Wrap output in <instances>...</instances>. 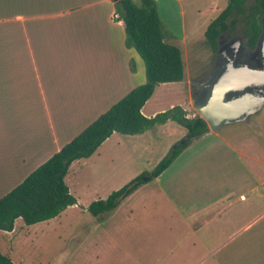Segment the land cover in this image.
I'll return each instance as SVG.
<instances>
[{"label": "rangeland", "instance_id": "374dc122", "mask_svg": "<svg viewBox=\"0 0 264 264\" xmlns=\"http://www.w3.org/2000/svg\"><path fill=\"white\" fill-rule=\"evenodd\" d=\"M252 2L249 0L248 4ZM7 11L0 0V18ZM85 17L83 12L74 15L81 23ZM161 17L168 27V22L173 29L179 27L180 19L173 6L162 7ZM39 22L46 23L49 19ZM203 27L186 43L174 42L181 49L184 78L180 82L158 84L142 109L145 116L152 117L153 113L175 106H181L187 118L198 116L199 83L211 74L216 60V51L206 42ZM242 27L239 23L231 32L240 43L244 40ZM125 40L124 29L117 30L115 35L108 32L106 54L91 62L83 52H35L50 108L55 111L60 106L62 110L71 96L82 97L85 84L105 77L108 63L114 58L121 68L116 84L107 79L114 98L81 118L79 129L107 112L115 98L143 85L144 62L135 48L126 47ZM92 64L94 72L89 70ZM59 138L60 143L65 139ZM183 140H187L186 129L173 121L156 125L141 135L113 133L90 158L70 166L65 181L77 204L54 219L30 226L18 218L14 235L0 231L1 250L4 251V245H11L10 257L15 264H195L192 255L187 259L181 256V244L195 242V226L189 223L195 219L193 211L202 207L212 194L227 191L231 182L237 180L241 181L236 182L235 190L247 184H260L257 190L264 193V168L258 163L264 162V104L244 121L190 139L161 175L150 181L144 176L145 183L113 211L98 217L87 211L95 200L106 199L143 172H153Z\"/></svg>", "mask_w": 264, "mask_h": 264}, {"label": "crops", "instance_id": "0c3cea01", "mask_svg": "<svg viewBox=\"0 0 264 264\" xmlns=\"http://www.w3.org/2000/svg\"><path fill=\"white\" fill-rule=\"evenodd\" d=\"M154 1L161 20L162 7L171 5L177 9L178 28L173 29L169 22L168 27L162 20L166 40L175 45L194 38L202 25L205 32L229 0ZM114 3V0H2L8 14L0 18V199L100 115L82 130L81 118L114 98L109 90L112 87L107 85L111 81L116 84L118 69L121 72L115 58L108 63L105 77L85 84L82 97L71 96L62 110L59 106L54 111L44 96L35 60V52H83L90 62L105 55L108 32L115 35L117 30L124 29L123 21L116 18ZM81 12L86 15L83 23L74 19ZM42 19L49 22L40 23ZM93 65L89 70L94 72ZM123 97L115 98L113 104ZM60 136L65 138L62 143ZM258 163L264 168V162ZM236 182H231L227 191L212 194L202 207L193 211L195 219L189 223L195 226V242L181 244L182 257L192 255L195 264H264V193L257 190L260 184H247L235 190ZM3 232L14 235L15 225L13 231ZM11 250L8 244L1 252L11 259Z\"/></svg>", "mask_w": 264, "mask_h": 264}, {"label": "trees", "instance_id": "16d2710c", "mask_svg": "<svg viewBox=\"0 0 264 264\" xmlns=\"http://www.w3.org/2000/svg\"><path fill=\"white\" fill-rule=\"evenodd\" d=\"M248 1L229 0L226 8L210 22L204 37L213 51L218 48L219 36L233 32L239 23L243 25L242 32L248 35L249 44L255 45L261 33L264 0H253L250 4ZM114 5L115 13L124 23L126 47L135 48L144 62L146 82L132 89L0 199V231H13L18 218L30 226L54 219L68 207L76 205L77 199L65 181L71 164L91 157L113 133L141 135L156 125L173 121L186 129L187 140L177 143L150 174L143 172L106 199L92 202L87 211L94 217L113 211L145 183L144 176H148V181L157 178L188 146L190 139L208 132V126L201 117L187 118L181 106L152 117L142 113L158 84L183 80L181 49L166 40L167 31L154 0H140L139 4L133 0H119ZM0 264L14 263L0 250Z\"/></svg>", "mask_w": 264, "mask_h": 264}, {"label": "water", "instance_id": "95a60500", "mask_svg": "<svg viewBox=\"0 0 264 264\" xmlns=\"http://www.w3.org/2000/svg\"><path fill=\"white\" fill-rule=\"evenodd\" d=\"M258 43L262 49V68L259 70L248 68L225 70L213 83L204 105L196 106L198 116L206 122L210 130L217 131L225 125L244 121L250 115L257 113L264 104V99H259L254 101L246 110L247 99L244 96H235L229 101H224L227 94L236 95L246 89L264 86V25H262V33ZM205 134L194 138H199Z\"/></svg>", "mask_w": 264, "mask_h": 264}, {"label": "flooded vegetation", "instance_id": "af4514ba", "mask_svg": "<svg viewBox=\"0 0 264 264\" xmlns=\"http://www.w3.org/2000/svg\"><path fill=\"white\" fill-rule=\"evenodd\" d=\"M264 25V16L261 20ZM260 33V35H261ZM260 35L254 46L249 44L248 35L242 33L243 42L240 43L231 32H224L219 36L218 48L216 50V60L214 68L209 76L203 82L199 83L200 90L198 95L197 107L204 105L207 100L213 83L225 70L248 68L251 70H259L263 65L262 49L259 42ZM244 96L247 99L246 110L259 99H264V86L246 89L236 95L227 94L224 101H229L232 97Z\"/></svg>", "mask_w": 264, "mask_h": 264}, {"label": "built area", "instance_id": "2783aa9c", "mask_svg": "<svg viewBox=\"0 0 264 264\" xmlns=\"http://www.w3.org/2000/svg\"><path fill=\"white\" fill-rule=\"evenodd\" d=\"M118 16H116V18H117Z\"/></svg>", "mask_w": 264, "mask_h": 264}]
</instances>
